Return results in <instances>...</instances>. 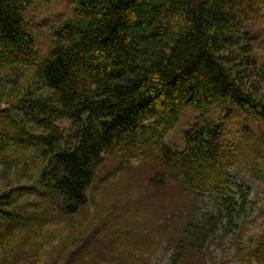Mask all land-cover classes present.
I'll return each mask as SVG.
<instances>
[{
  "label": "trees",
  "instance_id": "1",
  "mask_svg": "<svg viewBox=\"0 0 264 264\" xmlns=\"http://www.w3.org/2000/svg\"><path fill=\"white\" fill-rule=\"evenodd\" d=\"M40 1L0 0V264H73L88 247L101 255L76 264H152L162 249L173 264H217L219 232L231 264L223 246L239 228L236 263L264 264V236L252 255L242 248L248 207L263 212L264 198L230 174L264 188V0L242 26L235 0H75L45 51L28 20ZM186 110L198 116L175 149L166 135ZM107 163V183L130 173L173 192L168 216L111 221L113 203L93 204ZM91 205L97 216L76 221Z\"/></svg>",
  "mask_w": 264,
  "mask_h": 264
},
{
  "label": "rangeland",
  "instance_id": "2",
  "mask_svg": "<svg viewBox=\"0 0 264 264\" xmlns=\"http://www.w3.org/2000/svg\"><path fill=\"white\" fill-rule=\"evenodd\" d=\"M75 0H43L38 2L36 5H34V8L28 13V20H30L33 23V26L39 27L42 30V37L41 41L39 43V50L45 51L47 44V36L49 28L51 26L71 15L72 9H73V3ZM250 0H235L232 3H229L227 8L232 9V12L229 13L232 15L234 21L239 25L242 26L241 20L239 19L242 14H247L249 10V4ZM227 4V3H226ZM264 56H262L263 58ZM198 116V114L192 112L191 110H186L184 114H182L181 121L179 125L169 133V135L166 138L167 143L175 149L183 148L184 147V133L186 130H189L190 127L193 125V122L195 118ZM245 120L243 123H246V118H242ZM242 119L240 121L242 122ZM3 121V122H2ZM2 123V126L0 127L2 131L6 133H10V126L8 122V119L6 117H3L2 120H0V125ZM242 123V124H243ZM256 130H264V125L257 122L256 123ZM151 125V124H149ZM246 125V124H245ZM237 123L234 125L230 124L228 127V124L226 123V129L231 130L232 133L229 135V137L232 139V141H238L237 135H236V128ZM111 172V169L109 168V163L105 165L103 168V171L99 174L98 179L95 184V188H98L99 186L105 187L103 191L105 190V193H102V190L97 189L95 194H93L95 202L93 201L91 203L95 204L98 202H101L100 200L106 199L108 204L113 203L115 205V208L111 209L108 213L111 216L115 213L114 219L111 221L113 222H130L131 218L135 219L139 216H143L144 221L142 223H145V221L148 220L147 214L149 216L153 215L157 218L156 213L159 215V220L161 223V217L168 216V212L170 211L171 206V200H173V192L168 193H161V191H155L148 188L147 180L148 177H142V179H138L134 177L130 173H125L124 176H117V178L114 181H110V183L106 182V179L108 181L107 176L108 173ZM143 171H138V173H141ZM232 176L237 180L239 184H244L246 186H249L252 189V194L250 197L251 202H255L256 197L258 194L261 195L262 198H264V188L262 185L258 182H256L254 179H252L248 173L242 172V171H236L232 170L230 172ZM106 177V178H105ZM112 177V176H111ZM9 184V182L5 181L0 186V192H4L6 189L5 187ZM135 186V192H130L129 188L132 186ZM107 192V193H106ZM100 195L101 199H98L97 195ZM92 195V194H91ZM168 196V197H167ZM97 201V202H96ZM105 202V201H104ZM209 199L208 198H202V206H201V213L205 214H211L212 210L209 208ZM154 207V208H152ZM112 211V212H111ZM96 209L93 205L87 210H83L82 214L79 217H76V221H84V220H93L92 217H96ZM112 218V217H111ZM256 218V220H255ZM199 219V218H197ZM247 221L255 222L252 224L250 223L247 225L245 229V235L243 239L242 248L245 251V253L253 254L254 251H256L257 242L260 241V239L264 236V211L262 212L261 209H257L255 212L251 210V207H248L247 214H246ZM87 220V221H89ZM86 221V222H87ZM243 221H240L237 225L240 227L242 225ZM69 223V222H68ZM70 224V223H69ZM61 230V229H60ZM68 231V229L66 228ZM242 232V230L239 228L236 230L232 235L229 237V242L223 246L224 249H226L230 254V262L231 264H237L236 260L233 258L234 256V244H235V238L236 236ZM71 232H66L64 237L66 235L71 234ZM75 231H73V234ZM62 235V233H60ZM63 236V235H62ZM221 236V233L219 232L217 237L212 239L209 242L210 251L214 254V257L216 255L217 257V264H220V258H221V250L220 247V240L219 237ZM58 239H62L60 243H63V238L59 237ZM104 241H102L103 243ZM57 242L56 245L59 246ZM106 244V243H105ZM104 244V245H105ZM68 247V246H67ZM95 247H88L85 248L82 253L78 254L76 257V260H74L73 264H76L77 261L82 263V259L84 256H90V255H101V250L94 249ZM227 252V253H228ZM98 257V256H97ZM258 257H260V254L258 253ZM238 260V259H237ZM152 264H173V256L167 255L165 256V251L163 249L161 252H159L154 258Z\"/></svg>",
  "mask_w": 264,
  "mask_h": 264
},
{
  "label": "bare ground",
  "instance_id": "3",
  "mask_svg": "<svg viewBox=\"0 0 264 264\" xmlns=\"http://www.w3.org/2000/svg\"><path fill=\"white\" fill-rule=\"evenodd\" d=\"M180 121H181V120H180ZM179 123H180V122H179ZM149 124H152V123H149ZM149 124H148V125H149ZM178 125H179V124H178ZM178 125H177V126H178ZM177 126H176V127H177ZM172 131H173V130H172ZM169 133H170V132H169ZM169 133L166 135V138H167V136L169 135ZM166 142H167V141H166ZM167 144H168V143H167ZM169 146H170V145H169Z\"/></svg>",
  "mask_w": 264,
  "mask_h": 264
}]
</instances>
